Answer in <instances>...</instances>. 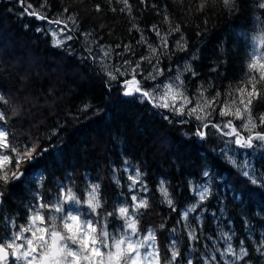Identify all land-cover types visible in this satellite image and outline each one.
Wrapping results in <instances>:
<instances>
[{"label": "trees", "instance_id": "16d2710c", "mask_svg": "<svg viewBox=\"0 0 264 264\" xmlns=\"http://www.w3.org/2000/svg\"><path fill=\"white\" fill-rule=\"evenodd\" d=\"M199 2L146 0L142 4L140 0H129L132 7L129 13L127 10L120 11L124 5L118 0H48L45 11L49 18L68 8L69 12L64 13V17L75 15L79 22L76 31L71 33L75 38L64 47L55 48L47 35L49 26L46 21L21 15L24 8L19 0H0L1 40L8 41L13 47L18 46L17 43L24 46L37 60V65L41 67L39 70L45 74L42 77L41 72L37 71L38 78L44 79L26 75L24 69L14 66L10 53L0 49V93L6 97L14 96L19 103L42 96L50 106V109L28 111V115L40 124L33 122L29 125L25 121L15 126L11 121L7 127L18 133L22 141L32 138L38 140L42 147L54 146L31 170V180L9 185L10 191L2 206L5 214L16 217L17 223L26 221L27 205L32 200L33 191L37 190V177L40 178L41 174V191L49 196V190L55 189L59 182L66 181L69 174L82 187L89 181L100 182L102 195L108 201L106 208L111 210L113 201L122 199L120 193L127 191V188H118L113 183L112 168H121L122 161L127 158L146 174L144 179L149 188L147 196L151 208L142 217L141 226L144 229L156 227L159 242L166 245L170 233L160 230L159 224L166 223L168 230L176 225L179 211L194 200L188 182H205L202 172L207 169L214 177L211 181L213 195L203 205L206 211L203 212V223L197 226L199 239L194 243L197 251L189 252V257L194 259L195 264H203L201 253L210 252L214 243L222 247L218 236L222 226L225 231L235 233L233 244L237 248L241 239L245 241L249 249V264H264V256L255 251L256 243L264 235V197L253 195L251 202L232 199L231 189L255 186L227 162L221 153L222 140L213 135L200 141L191 136V125L169 123L160 115L162 110L119 95L120 89L115 84L110 90L105 86L107 77L101 71L100 61L94 63L92 59H85L89 56L85 51L87 47H91L93 54L100 57L103 63L111 66H119L124 59L136 60L147 55V47L137 43L140 32L134 29L130 31L132 24L137 23L144 30V35L156 45L159 41L150 29L155 24L162 32L167 31L169 25L163 19L166 13L173 26H181L187 51L175 50L179 33L169 38L171 60L167 56L160 57V67L164 69L165 76L160 77L159 81L165 77H175L177 69L182 71L185 62H190L198 73L195 78L190 73H183L190 94L195 93L201 83L205 86L211 84L210 95H215L217 90L223 93L229 85H237L246 71L250 39L245 43L244 35L250 38L257 33L255 18L260 16L264 20V13L255 7L258 0H237L238 11L231 14L215 0H208L204 11H197ZM28 3L39 9L43 0H28ZM97 4L101 6L99 12L95 10ZM38 27L44 30L37 32ZM72 27L69 22V28ZM89 32L92 35L86 39L82 33ZM198 32L200 35H197ZM117 44L121 47L116 48ZM125 44L132 46L135 55H117L124 51ZM99 46L111 48V56L104 58ZM193 54L197 57L194 60ZM49 61L60 65L64 71L76 72L77 77L69 79L61 76L59 71L48 73ZM142 68L145 73L151 70L147 62L142 63ZM150 85L151 81L148 82ZM46 92H49V96H46ZM54 100H58L57 103L53 104ZM85 105L88 106L86 110ZM7 108V105L0 104V110L7 112ZM260 111H264V103H257L254 109V112ZM172 119L175 121L179 117ZM220 119L218 112L214 114V120ZM54 129L57 135L52 136ZM160 136L167 144L166 150L161 152L154 145V139ZM251 158L257 170H264V153L259 151ZM117 176L126 186L123 172H118ZM161 179L167 181L177 212H172L161 202L157 191ZM245 219L253 226L251 229L244 227ZM118 223L113 222L114 225ZM176 238L181 240V250L186 252L187 234L182 225ZM216 255L218 257L219 254Z\"/></svg>", "mask_w": 264, "mask_h": 264}, {"label": "snow or ice", "instance_id": "6c2138e0", "mask_svg": "<svg viewBox=\"0 0 264 264\" xmlns=\"http://www.w3.org/2000/svg\"><path fill=\"white\" fill-rule=\"evenodd\" d=\"M19 2L24 8L21 15L27 14L37 20L46 21L49 26L47 35L51 37L52 47L62 48L75 38L71 33L76 31L79 22L75 15L64 17V13L69 12L68 8L49 18L45 11L48 0H43L39 9L34 8L28 0ZM118 2L124 5L121 12L127 10L131 13L129 0ZM145 2L146 0H140L142 4ZM215 2L222 4L230 14L238 11L237 0ZM207 4L208 0H200L196 10L204 11ZM255 7L264 13V0H258ZM95 10L101 11V6L95 5ZM163 19L169 25L167 31L162 32L155 24L150 29L159 41L156 45L144 35V30L137 23L132 24L130 31L134 29L140 32L137 43L147 47V55L136 60L124 59L119 66H111L103 63L100 57L93 54L92 48L87 47L85 51L89 56L85 59H92L94 63L100 61L101 71L107 77L105 86L110 90L115 84L120 89L119 95L162 110L160 115L169 123L191 125V136L200 141L213 135L222 140L221 153L227 162L255 186L231 189L233 200L243 202L247 199L251 202L253 195L264 197V170H257L250 153H244L242 160L236 154L237 149L252 150L253 153L257 149L264 151V111L254 112L257 103H264V20L257 16V33L250 38L247 34L244 35L245 43L249 39L251 41V50L247 53L246 71L239 83L235 86L229 85L223 93L217 90L215 95H210V83L207 86L201 83L195 93H189L183 73H190L193 78L198 75L190 62H185L182 71L178 68L175 77L169 76L164 81H159L160 77L165 76L164 69L160 67V57L167 56L171 60L169 38L179 33L175 50L187 51V41L181 32V26H173L166 13ZM69 22L73 25L72 28H69ZM60 25L62 27H57ZM36 30L40 32L44 29L38 27ZM82 35L87 39L92 33ZM99 47L104 58L111 56V48ZM120 47L121 45H116V48ZM123 49L117 55H135L131 45L125 44ZM196 58L193 54L192 59ZM143 62H147L150 71L145 73ZM150 81L152 84L149 87ZM9 103V99L0 93V104ZM87 107L84 106L85 110ZM217 112L221 117L219 121L214 120ZM16 115L18 111L15 108L12 109L11 116L0 110V224L3 226L0 231V264H195L188 253L197 251L194 243L199 239L197 226L203 223V212L206 211L203 205L213 195L211 181L214 177L207 169L202 172L205 182H188L194 200L179 211L176 225L168 230L166 223L159 224L160 230L170 233L166 245L159 242L156 227L144 229L141 226L142 217L151 208L147 196L149 188L144 179L146 174L127 158L122 161L121 168H112V180L118 188L125 187L117 176L118 172H123L128 183L127 191L120 193L122 199L113 201L111 210L106 208L108 201L102 195L100 182L89 181L81 193L69 174L66 181L59 182L55 189L49 190V196L41 191V174L36 185L37 190L33 191L32 200L27 205L25 223H17L16 217L5 214L2 206L10 191L9 185L23 184L31 180V170L54 147L51 144L42 147L38 140L32 138L20 140L7 127L12 116ZM172 117L179 119L174 121ZM236 120L241 123L237 125ZM55 135L57 130L54 129L52 136ZM157 191L162 198L161 202L172 212H177L176 203L165 179L159 181ZM142 209L145 211H141ZM114 221L119 223L114 225ZM181 225L187 234L186 252L181 250V240L176 238ZM244 227L251 229L253 226L245 219ZM218 236L223 246L214 243L210 252L201 253L203 264H249V249L243 239L237 248L233 244L235 233L225 231L222 226ZM255 251L264 256V235L256 243Z\"/></svg>", "mask_w": 264, "mask_h": 264}, {"label": "rangeland", "instance_id": "374dc122", "mask_svg": "<svg viewBox=\"0 0 264 264\" xmlns=\"http://www.w3.org/2000/svg\"><path fill=\"white\" fill-rule=\"evenodd\" d=\"M256 34V33H255ZM1 35V33H0ZM50 37V36H49ZM51 40V37H50ZM2 44V45H1ZM0 49L2 50V52H6V53H10V56H12L13 61H14V66L16 68H21L24 69L25 74L33 77H37L38 78V73L37 71L41 72L39 69H41V67H39V65H37V60L34 59V57L28 52V50L24 47V46H20L19 43H17L18 46L13 47L8 41H2L0 38ZM250 50H251V41H250ZM21 52V53H19ZM48 73H56L54 71H59L61 72V76H64L66 78H75L77 77L76 72H72V71H64L60 65L55 64L54 62L52 63L51 61H49V65H48ZM43 71V70H42ZM41 72V76L45 77V74ZM39 78H41L39 76ZM38 78V79H39ZM44 79V78H41ZM78 80L80 81L81 78L79 77ZM165 79H161L160 81H164ZM42 83V81H40V84ZM152 84V82H151ZM151 86V85H150ZM49 96V92H46V96ZM7 98L9 99L10 103L7 105V114L9 116H11L12 114V109L15 108L18 111V115L16 116H12V119L9 121V123L11 121H13V124L15 126H19L21 124V122H29L28 124L31 125L33 122L38 123L39 121H37V119H35L34 117L32 118V116L28 115V111L30 110L33 111L35 108H47L50 109V106L48 103H46V99L42 96H37L36 98H30L28 100H24L23 103H19L15 100L14 96H10L7 95ZM39 100H42L41 103H39ZM58 100H54L52 101L53 104L57 103ZM39 103V104H38ZM30 114V113H29ZM29 116V117H28ZM221 118V117H220ZM230 118V117H229ZM224 119H228V118H224ZM235 123L237 125H239L241 122L239 120H236ZM40 124V122L38 123ZM18 127H15V129ZM19 132H20V127H19ZM18 135V133H17ZM164 137V135H162ZM227 139V138H225ZM154 145L156 146L157 150H159L160 152L162 150H166L167 148V144L163 138V140L161 139V136L159 138H155L154 139ZM223 146V145H222ZM235 148V145H234ZM262 152L264 153V151H261L259 149H257L255 151V153L257 152ZM249 152L251 155L255 154L252 152V150H244V149H237L236 150V154L238 159H244V153ZM126 178V177H125ZM37 179L39 180L40 178L37 177ZM84 181V180H82ZM127 181V178H126ZM128 183V181H127ZM76 184V183H75ZM77 185V188L79 190V192H83L84 186L82 187V185ZM126 188V186H125ZM127 190V189H126ZM192 194V193H191ZM86 211V209H84ZM25 223V222H24ZM219 256V255H218Z\"/></svg>", "mask_w": 264, "mask_h": 264}]
</instances>
